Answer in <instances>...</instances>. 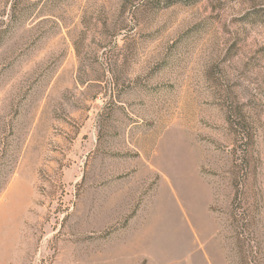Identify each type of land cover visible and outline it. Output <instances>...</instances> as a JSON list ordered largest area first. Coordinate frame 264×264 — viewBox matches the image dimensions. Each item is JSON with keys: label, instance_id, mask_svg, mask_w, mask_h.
I'll list each match as a JSON object with an SVG mask.
<instances>
[{"label": "rangeland", "instance_id": "rangeland-1", "mask_svg": "<svg viewBox=\"0 0 264 264\" xmlns=\"http://www.w3.org/2000/svg\"><path fill=\"white\" fill-rule=\"evenodd\" d=\"M0 264H264V0H0Z\"/></svg>", "mask_w": 264, "mask_h": 264}]
</instances>
